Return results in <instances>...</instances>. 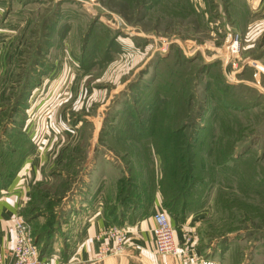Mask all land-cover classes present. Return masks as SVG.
<instances>
[{
	"label": "rangeland",
	"instance_id": "374dc122",
	"mask_svg": "<svg viewBox=\"0 0 264 264\" xmlns=\"http://www.w3.org/2000/svg\"><path fill=\"white\" fill-rule=\"evenodd\" d=\"M59 101L80 132L33 185L45 246L156 192L207 260L264 264V0H0V191Z\"/></svg>",
	"mask_w": 264,
	"mask_h": 264
},
{
	"label": "crops",
	"instance_id": "0c3cea01",
	"mask_svg": "<svg viewBox=\"0 0 264 264\" xmlns=\"http://www.w3.org/2000/svg\"><path fill=\"white\" fill-rule=\"evenodd\" d=\"M70 99L68 98L66 102H69ZM66 102L60 104L59 101L50 110L52 112L50 114L51 119L59 121L61 127L55 126L52 132H40L42 137H48L45 147H33L34 149L22 161L15 178L0 193V257H9L15 243L14 217L17 214L23 215L24 211L28 209L33 185L36 180L40 179L41 169L46 167L49 169L57 164L62 166L65 160L62 156L65 151L75 150L78 147L76 143L79 140L80 129L71 132L68 128H64L66 118H64L65 112L61 110H68L65 109L67 107ZM62 107L63 109H61ZM31 132L33 136H36L33 130ZM37 136L39 135L37 134ZM160 201L161 199L156 196L147 215L135 222L124 223L123 226L129 230V242L122 254L106 256L101 259H95V256L100 244L105 239L99 241L95 239V236L104 229L113 226V223L106 218L104 207L97 203L89 209L81 211L83 220L80 222L78 234L74 231V237L71 239L74 243L63 261L65 264H180L178 258L160 255L154 250L153 229L155 223L153 213L159 210ZM195 214L193 216L196 218L197 213ZM170 220L175 226L176 238L179 242H183L187 234L192 233L197 240L199 249L208 252L209 249L207 247H204L206 249L201 248L202 245L198 242L194 227L191 226V217H185L183 221L178 214H171ZM63 244V240L59 238L56 248L57 254H60V248L63 247ZM214 257L209 258L207 264H221L218 262V256Z\"/></svg>",
	"mask_w": 264,
	"mask_h": 264
},
{
	"label": "built area",
	"instance_id": "2783aa9c",
	"mask_svg": "<svg viewBox=\"0 0 264 264\" xmlns=\"http://www.w3.org/2000/svg\"><path fill=\"white\" fill-rule=\"evenodd\" d=\"M154 220V250L160 255L178 258L180 264H207L208 260L199 249L197 240L192 233H188L183 242L176 238V229L166 210L153 213ZM15 243L9 257H0V264H65L55 254L51 257L41 255L35 244L31 224L22 214L14 217ZM101 241L105 239L97 251L95 259L122 254L129 242V230L124 226H110L95 236Z\"/></svg>",
	"mask_w": 264,
	"mask_h": 264
},
{
	"label": "trees",
	"instance_id": "16d2710c",
	"mask_svg": "<svg viewBox=\"0 0 264 264\" xmlns=\"http://www.w3.org/2000/svg\"><path fill=\"white\" fill-rule=\"evenodd\" d=\"M157 117L159 119L160 114H157ZM161 118H165V115L163 113L161 114L160 119ZM146 127L148 129H150V125H146ZM31 143L33 145L32 141H31ZM27 145H30V146L27 147V150L24 152V159L28 156V154L30 153V151L33 149V146H34V145L31 146V144H27ZM24 148H26V147H24ZM22 159H23V157H22ZM22 159L20 161V167H21V164H22V161H23ZM16 173H18V172H16ZM15 176H16V174H12V176L10 177V179H9L8 183L6 184L5 188H7L8 184H10V182L15 178ZM1 191H0V193H1ZM122 196L120 198V202H118L117 204L113 205L111 208L104 207V209L106 211L105 212L106 213V218H108L113 223L112 224L113 226H123L125 222L131 223V222L137 221L138 219L143 218L150 211V209H151V207L153 205L154 199L157 196V194H156V192H154L152 197L149 200H147V202L138 201L137 204H132L131 207L127 206V202H129V200H130V199H128V195H125V196L122 195ZM166 200H168V199H166V197H165L164 203L162 201L163 207L166 210H168L171 214H178V212L177 213H173V212H175V209L173 208V206L175 204L174 200L169 202V203H167ZM26 211H24L23 215L27 219V221L31 224L33 218L26 216V214H27ZM182 215H184V213H181L180 216H182ZM33 236H34L35 244L38 246L39 252H40L41 255H44V256H47V257H51L52 255L57 254V252L52 251L53 245L56 242V240L52 239L51 241H47L48 245L45 246L44 245V241L41 242L40 239L36 238L34 230H33ZM62 236L63 235H60L59 238H62ZM73 243L74 242H70V243L67 242L65 244L66 246H64V249L62 250V253L60 251V254L59 253L57 254L60 257V259L63 260V259H65V257L68 256V252L72 248Z\"/></svg>",
	"mask_w": 264,
	"mask_h": 264
}]
</instances>
